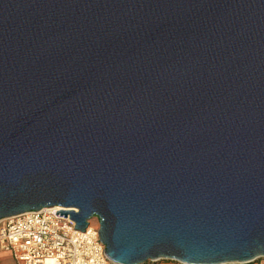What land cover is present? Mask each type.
Wrapping results in <instances>:
<instances>
[{
  "label": "water",
  "instance_id": "obj_1",
  "mask_svg": "<svg viewBox=\"0 0 264 264\" xmlns=\"http://www.w3.org/2000/svg\"><path fill=\"white\" fill-rule=\"evenodd\" d=\"M100 224L113 264L264 260V0H0V222Z\"/></svg>",
  "mask_w": 264,
  "mask_h": 264
},
{
  "label": "built area",
  "instance_id": "obj_2",
  "mask_svg": "<svg viewBox=\"0 0 264 264\" xmlns=\"http://www.w3.org/2000/svg\"><path fill=\"white\" fill-rule=\"evenodd\" d=\"M61 209H45L0 222V251L12 253L18 264H113L106 256L97 220L85 232L75 229ZM261 261L260 264H262ZM259 263V262H258Z\"/></svg>",
  "mask_w": 264,
  "mask_h": 264
},
{
  "label": "crops",
  "instance_id": "obj_3",
  "mask_svg": "<svg viewBox=\"0 0 264 264\" xmlns=\"http://www.w3.org/2000/svg\"><path fill=\"white\" fill-rule=\"evenodd\" d=\"M0 264H18L12 253L0 251ZM147 264H180L172 261L149 262Z\"/></svg>",
  "mask_w": 264,
  "mask_h": 264
},
{
  "label": "bare ground",
  "instance_id": "obj_4",
  "mask_svg": "<svg viewBox=\"0 0 264 264\" xmlns=\"http://www.w3.org/2000/svg\"><path fill=\"white\" fill-rule=\"evenodd\" d=\"M45 264H53L50 260H48Z\"/></svg>",
  "mask_w": 264,
  "mask_h": 264
},
{
  "label": "rangeland",
  "instance_id": "obj_5",
  "mask_svg": "<svg viewBox=\"0 0 264 264\" xmlns=\"http://www.w3.org/2000/svg\"><path fill=\"white\" fill-rule=\"evenodd\" d=\"M260 263H261V261L259 263H257V264H260ZM262 264H264V262H262Z\"/></svg>",
  "mask_w": 264,
  "mask_h": 264
}]
</instances>
